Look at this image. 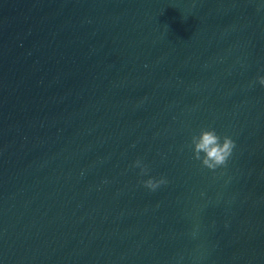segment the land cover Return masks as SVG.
<instances>
[{"label": "water", "instance_id": "1", "mask_svg": "<svg viewBox=\"0 0 264 264\" xmlns=\"http://www.w3.org/2000/svg\"><path fill=\"white\" fill-rule=\"evenodd\" d=\"M261 75L264 0H0L23 263L264 264ZM205 128L226 167L195 158Z\"/></svg>", "mask_w": 264, "mask_h": 264}, {"label": "clouds", "instance_id": "2", "mask_svg": "<svg viewBox=\"0 0 264 264\" xmlns=\"http://www.w3.org/2000/svg\"><path fill=\"white\" fill-rule=\"evenodd\" d=\"M256 83L264 86V75L258 76ZM191 146L195 158L200 160L202 165L211 171L226 167L237 147L235 140L231 136L221 137L214 128H205L197 135H194L191 140ZM134 166L141 168L143 174H147L139 160L136 161ZM167 183L166 177H160L159 179L149 178L144 181V187L155 192Z\"/></svg>", "mask_w": 264, "mask_h": 264}]
</instances>
